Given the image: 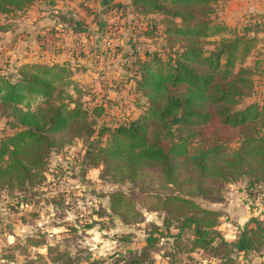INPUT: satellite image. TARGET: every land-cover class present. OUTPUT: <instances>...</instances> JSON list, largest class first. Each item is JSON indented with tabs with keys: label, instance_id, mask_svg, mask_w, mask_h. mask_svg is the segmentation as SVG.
I'll list each match as a JSON object with an SVG mask.
<instances>
[{
	"label": "trees",
	"instance_id": "1",
	"mask_svg": "<svg viewBox=\"0 0 264 264\" xmlns=\"http://www.w3.org/2000/svg\"><path fill=\"white\" fill-rule=\"evenodd\" d=\"M35 1L0 0V16L24 12ZM219 2L133 0L135 15L165 17L168 52L166 59L158 52L136 58L132 80L145 109L134 120L100 130L97 139L96 120L105 109L82 102V87L68 65L33 61L11 74L0 69V111L15 130L0 140V188L40 184L53 151L75 140L89 142L84 165L103 167L104 177L132 185L130 193L108 196L109 214L127 226L141 224L144 211L160 216L144 247L125 250L138 253L130 264H143L164 229L177 230L176 244L192 232L191 251L210 263L235 264L234 256L258 254L264 264V217L252 216L228 242L218 229L221 214L202 203H224L223 190L240 180L250 196L264 186V94L243 65L264 34V23L245 25L234 34L218 22ZM143 35L155 37L153 31ZM171 263L200 264L193 257Z\"/></svg>",
	"mask_w": 264,
	"mask_h": 264
},
{
	"label": "rangeland",
	"instance_id": "2",
	"mask_svg": "<svg viewBox=\"0 0 264 264\" xmlns=\"http://www.w3.org/2000/svg\"><path fill=\"white\" fill-rule=\"evenodd\" d=\"M132 2L133 0H125L109 6V10L118 13L119 18L113 20L114 15L112 14V21L110 20L107 24L109 38L124 39V43L127 45L129 66L120 71H127L128 74L125 75H128L129 79L135 75L132 71V63L139 55L144 57L145 52H158L166 59V42L162 35L166 28L165 17L159 14L135 15ZM39 3L40 0L35 1L34 9L41 5ZM46 4L49 5L48 2ZM225 6V0H220L217 6L218 14H220L218 22L227 26L232 32L234 31V34L245 25L255 23L256 20L253 19L251 22L240 23L236 26L228 25L222 18ZM113 7L114 9L111 10ZM51 8L52 5L44 6V9ZM26 13L24 11L0 16V69L3 73H15L17 67L20 66L18 64L19 66L15 70L12 67L16 65L15 62L20 63L21 55H23L20 50L21 43L16 48L14 45L16 42L13 40L19 34H16L14 30L6 33V30L16 25ZM80 23L83 27L88 26ZM145 31H153L155 37L153 39L146 38L143 35ZM260 35L259 41L243 65L252 71L257 90L263 95L264 52L262 50L264 46L262 44L264 45V38ZM39 36L41 37L39 50L52 53V30ZM45 38H51L48 45ZM216 39L218 40V38L212 40ZM113 47V50L109 48L111 50L109 54H120V63L123 65L126 60L123 57L125 52L121 47L124 46L118 42ZM213 48V46L210 47V49ZM112 51L114 52L112 53ZM41 60L37 58L33 61ZM99 62L101 63L99 68L93 71L97 75L96 81L99 88L101 87L99 92H94L96 88L86 84V81H89L90 85L97 86V83H93L89 79L84 80L85 84L79 82L82 87V95L78 96L87 107L100 105V101L104 99L109 108L105 117L102 116L96 120L95 139H97V133L102 129L117 126V124L130 120L131 117L136 119L142 114V111L136 108L146 103L141 94L136 98L132 97L129 91H122L123 93L120 94L107 91V77L111 75V69L107 64L109 60L107 57H103ZM23 63L26 62L22 61ZM239 67L240 65H238ZM134 85L135 82L132 86L134 87ZM96 97H98L97 100ZM103 104L105 103L103 102ZM14 132L15 130L10 129L7 125V119L2 116L0 111V140ZM107 137L108 135L103 137L102 144L106 143ZM237 145L234 142L232 147L235 148ZM88 146L89 142L75 140L64 149L53 151L43 172L44 180L38 185L24 189L3 190L0 188V264H114L120 259L125 260V264H130L138 257V253L129 254L125 250L129 247H144L147 234L152 230V224H161L160 216L144 211L141 224L127 226L118 217L110 215L107 211L108 196L116 191L130 193L132 185L130 182L116 183L111 176L104 177L103 167L85 166L83 162ZM242 188L247 190V185L246 181L240 180L233 185H228L223 190L226 197L224 203H202L219 211L221 216H224L222 222L230 220L221 210V207H224L221 204L226 205L231 197L230 193L238 194ZM262 196L263 188L254 190L252 196L248 192L245 202L248 204L251 214L258 213ZM99 215L102 218H99ZM88 224H95V227L88 229ZM220 225L221 218L219 219ZM175 234H177L175 229H171L169 232L164 229L163 235H158L159 242L155 249L147 251L146 255L142 257L143 264L180 263L189 257H193L194 261H198L200 264L220 263L219 261L210 263L206 261V256L201 252L191 251L192 232L186 231L178 244L173 239ZM124 252L127 254H122ZM119 254L120 256H118ZM164 256H169L170 259H164ZM234 258L235 264H262L263 262L258 254H250L248 257L238 255Z\"/></svg>",
	"mask_w": 264,
	"mask_h": 264
},
{
	"label": "crops",
	"instance_id": "3",
	"mask_svg": "<svg viewBox=\"0 0 264 264\" xmlns=\"http://www.w3.org/2000/svg\"><path fill=\"white\" fill-rule=\"evenodd\" d=\"M124 1L55 0L51 9H44V6L49 5L46 4V1L40 0V6L36 9H34V5L32 6L33 8L31 7L32 9L28 8L26 10L27 13L23 15L18 23L6 30V33L14 30L16 34H19L13 40L16 42L14 44L16 48L21 43L20 50L23 54L21 55L20 63L15 62L14 64L16 65L12 64V67L15 70L19 66L18 64H22V61H33L37 58L52 64H65L72 69L74 81L85 84V81L90 79L91 82L97 83V86L90 85L89 81H86V84L90 87H95L94 92H99L98 90L101 87L99 88L96 81L97 75L93 71L99 68L101 64L99 61L103 57H107L109 60L107 63L109 65L108 68L111 69V75H108V77L110 76L109 78L107 77V91H113L117 94L123 93L122 91H129L132 97L137 98L139 93L136 91L135 85L134 87L132 86L134 83L133 77L129 79L128 75H125L128 74L127 71H120L122 68L129 66V63H127L129 60L127 45L124 43V39H110L107 29L108 22L112 21V14L114 15L113 20H118L119 18L117 16L118 13L111 12L108 7ZM225 2L226 6L222 13V18L228 25L236 26L240 23L251 22L253 19L256 20L255 22L264 23V0H225ZM80 22L88 26L83 27ZM51 30L53 39L52 53L39 50V44H41L39 35H45L47 31ZM260 36L264 38L263 33ZM118 42L124 46L121 47L123 52H125L123 57L126 60L123 65L120 63V54H115L113 53L114 51H112V55L109 54L111 51L109 48L113 50V46L118 44ZM111 43H114V45H111ZM262 46L264 45L262 44ZM78 52H84V55ZM262 52H264V49ZM97 99L98 97H96ZM101 104L105 109L103 115L105 117L109 108L104 99L100 101ZM136 109L141 110V113H143L145 106H139ZM130 120H134V118L131 117ZM229 196L231 197L228 199V203L226 205L221 204L224 205L221 210L226 213L230 220L222 222L224 216H221V225L218 229L226 241L234 242L239 228L244 227L252 216L261 215L262 218L264 217V187L259 211L258 213L255 212V214H251L248 204L245 202L248 197V192L245 188L240 189L238 194L230 193Z\"/></svg>",
	"mask_w": 264,
	"mask_h": 264
},
{
	"label": "built area",
	"instance_id": "4",
	"mask_svg": "<svg viewBox=\"0 0 264 264\" xmlns=\"http://www.w3.org/2000/svg\"><path fill=\"white\" fill-rule=\"evenodd\" d=\"M50 39L51 38H45V42H46L47 45L51 42ZM52 44H53V39H52Z\"/></svg>",
	"mask_w": 264,
	"mask_h": 264
}]
</instances>
